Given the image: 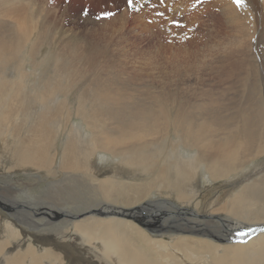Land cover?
Instances as JSON below:
<instances>
[{
	"label": "bare ground",
	"instance_id": "1",
	"mask_svg": "<svg viewBox=\"0 0 264 264\" xmlns=\"http://www.w3.org/2000/svg\"><path fill=\"white\" fill-rule=\"evenodd\" d=\"M0 11L18 22L8 24L11 33L0 26V264H264V36L256 10L253 55L242 51L246 75L229 73L223 100L211 104L164 90L160 99L147 95L150 102L138 97L146 89L127 95L88 55L89 89L67 96L74 84L54 83L48 67L39 72L54 33L30 31L33 3L0 0ZM174 149L183 154L171 160ZM24 203L44 217L13 211ZM141 208L185 218L154 215L144 229L135 219Z\"/></svg>",
	"mask_w": 264,
	"mask_h": 264
},
{
	"label": "rangeland",
	"instance_id": "2",
	"mask_svg": "<svg viewBox=\"0 0 264 264\" xmlns=\"http://www.w3.org/2000/svg\"><path fill=\"white\" fill-rule=\"evenodd\" d=\"M24 1L32 2L35 8V20L31 18L30 23L35 25L30 28V31H39L42 36L46 35L45 32L54 33L50 34L52 35L50 46H43L44 52L51 57L48 58L46 54L48 59L44 61L43 57L40 58L44 63L40 66L39 72L45 74L42 68L48 67V71L51 72L50 77L55 76L52 78L54 83L60 85L63 82L64 88L66 82L74 84L71 90L65 88L66 95L70 97L75 96V91L89 89L87 82L94 73L90 69V64L101 62L100 75L117 76L120 83L125 85L124 90L127 95L130 94L127 91L132 92L133 89L140 90V93L146 89V95L138 96L146 102L151 101L147 95L152 98L156 95L160 99L159 96L162 95L163 90L179 93L180 97L191 99L192 102L222 101L225 88L230 87L227 84V75L229 73L231 76L246 75L242 64V51L245 50L246 57L253 55L252 49H249V43L256 40L258 30H255L256 33L253 36L252 19L254 18H250V15L254 16L255 10L257 19H260V24L263 25L260 30L264 36V6L261 0H246L242 6H237L234 0H132L131 6L128 5L127 0ZM105 13L114 14L105 16L103 15ZM15 18V15L6 16V13L0 11L2 30L11 33L9 31L12 27L10 28L8 24L12 26L17 24V18ZM257 19L254 20L258 27ZM12 32L17 33L19 30H12ZM262 39L264 40V37ZM76 49L79 51L75 52ZM87 55L94 62L87 59L85 57ZM67 64H73V66H67ZM5 69L8 70L9 67ZM68 70L75 71L71 75L62 76L63 71ZM77 73L82 75L76 77ZM190 94L193 97H189ZM217 95L218 97L221 95V98L219 99ZM75 122L78 123V120L75 119ZM107 154L103 156L106 158ZM172 154L174 156L171 160L179 159L183 151L174 149ZM232 179L233 176H230L229 180ZM211 184L214 185L215 182ZM44 187L43 185L35 187V193L40 194ZM24 205L13 211L25 209L31 214L41 216L35 211L34 206L28 203ZM141 211L144 213L142 217L140 214L138 217L141 218L135 217V219L140 228L144 229L153 227L154 222L151 219L154 215L163 217L165 221L173 216L185 218L180 211H171V213L166 211V214H163V211L147 212L142 208ZM188 214L195 213L188 212ZM118 215L127 218L125 214ZM47 217L51 218L50 215ZM188 217L197 218L193 215ZM53 220L59 219L55 217ZM6 248L8 249L9 246L5 247V250Z\"/></svg>",
	"mask_w": 264,
	"mask_h": 264
},
{
	"label": "snow or ice",
	"instance_id": "3",
	"mask_svg": "<svg viewBox=\"0 0 264 264\" xmlns=\"http://www.w3.org/2000/svg\"><path fill=\"white\" fill-rule=\"evenodd\" d=\"M234 2L237 4V6H242V5H244L245 3H246V0H234ZM127 3H128V5L129 6H131V4H132V0H127ZM114 13H105V14H103V15H105V16H111V15H113ZM162 15V14H161ZM256 230L255 229H252L251 230V232H255ZM245 235H247V233H244Z\"/></svg>",
	"mask_w": 264,
	"mask_h": 264
}]
</instances>
